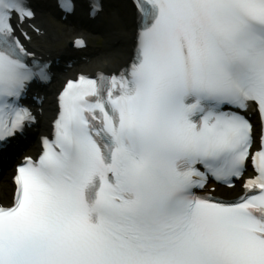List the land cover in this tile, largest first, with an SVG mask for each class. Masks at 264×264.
Instances as JSON below:
<instances>
[{
  "label": "snow or ice",
  "instance_id": "6c2138e0",
  "mask_svg": "<svg viewBox=\"0 0 264 264\" xmlns=\"http://www.w3.org/2000/svg\"><path fill=\"white\" fill-rule=\"evenodd\" d=\"M122 6L127 61L66 79L15 166L0 264H264V0ZM35 21L31 0H0V151L53 79Z\"/></svg>",
  "mask_w": 264,
  "mask_h": 264
},
{
  "label": "bare ground",
  "instance_id": "6f19581e",
  "mask_svg": "<svg viewBox=\"0 0 264 264\" xmlns=\"http://www.w3.org/2000/svg\"><path fill=\"white\" fill-rule=\"evenodd\" d=\"M107 4L110 5V11L108 12L109 19L116 18L120 22L122 21L121 28L116 27L112 22L99 23L95 28L103 32V37L105 38V46L96 51L95 53H90L89 62L84 64L85 71H93L96 69L111 70L116 68L119 64H123L127 60L129 54V45L132 37L133 26L130 17L128 16L126 10L123 8L125 0H106ZM36 8H38V21L42 28L46 30L47 37L51 40H61L73 37L78 30H75L69 26H66L61 32L54 29L44 18L43 10L44 4L47 0H34ZM36 49H40L36 47ZM72 70V69H71ZM65 78V75L62 77ZM57 80L55 84L49 86L45 90V101L39 106L41 107V119L40 125L42 127L46 126L50 116L53 112L51 100L53 98V91L56 88ZM32 145L29 146V151H31ZM6 171V170H5ZM5 171L0 174V199L3 201H10V194L12 186L9 183L8 175H5Z\"/></svg>",
  "mask_w": 264,
  "mask_h": 264
},
{
  "label": "rangeland",
  "instance_id": "374dc122",
  "mask_svg": "<svg viewBox=\"0 0 264 264\" xmlns=\"http://www.w3.org/2000/svg\"><path fill=\"white\" fill-rule=\"evenodd\" d=\"M116 27L121 28V24L115 19L114 23H113ZM53 27L60 29L61 27L59 25H57L56 23L53 24ZM65 41L60 40V41H56L55 43L50 42L48 39H45L44 41H40L37 44L40 45L41 47H47L49 49L55 50V48L61 47L63 46ZM105 46L104 44V39L102 38H98L97 37H93L91 38V42H90V46L89 49L87 51V53L89 52H93V51H100L101 48H103Z\"/></svg>",
  "mask_w": 264,
  "mask_h": 264
}]
</instances>
